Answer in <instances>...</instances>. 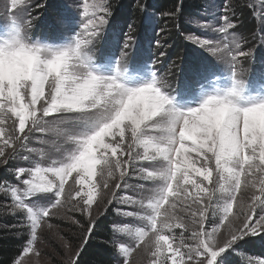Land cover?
I'll list each match as a JSON object with an SVG mask.
<instances>
[{
  "label": "snow or ice",
  "instance_id": "1",
  "mask_svg": "<svg viewBox=\"0 0 264 264\" xmlns=\"http://www.w3.org/2000/svg\"><path fill=\"white\" fill-rule=\"evenodd\" d=\"M259 6L264 9V0ZM29 7L28 0H9L10 15L0 24V167L22 151L39 156L31 167L14 170L19 186L0 177V192L12 199L13 213L24 215L30 233L13 264L40 255L38 233L53 229L50 221L61 209L86 218L85 227L68 217L83 229L69 262L78 264L96 225L93 206L111 191L110 181L117 190L127 187L132 170L154 187L122 199L138 209L124 215L143 225L118 229L132 238L119 246L123 264L137 249L145 264H227V254L240 241L264 234V64L250 81L242 78L247 69L240 60L254 54L242 50L230 5L214 29L221 40L187 37L222 60L226 75H217L215 60L193 63L181 88L161 79L151 58L137 55L131 25L118 56L107 50L105 28L115 18L111 0H77L62 13L74 35L60 43L30 37ZM148 7L139 0L146 24ZM182 7L169 17L182 16ZM190 19L199 24L206 18ZM101 38L105 49L97 55ZM35 133L61 141L52 144L58 159L44 148L28 147ZM138 162L148 166L135 169ZM210 217L217 222L208 229ZM177 229L183 231L177 235ZM64 246L71 248L66 240Z\"/></svg>",
  "mask_w": 264,
  "mask_h": 264
},
{
  "label": "rangeland",
  "instance_id": "2",
  "mask_svg": "<svg viewBox=\"0 0 264 264\" xmlns=\"http://www.w3.org/2000/svg\"><path fill=\"white\" fill-rule=\"evenodd\" d=\"M112 1V0H111ZM255 7H251L252 11L256 12L258 19H261V25L258 26L256 31L251 33L244 31L242 28L237 27L236 34L242 39L239 41L242 50L247 52L251 50L253 56L247 59H241L240 64L242 68L247 69V72L242 76L246 81L252 79V75L255 70H258L262 64H264V18L261 17V13L264 12L259 6V0H248ZM9 0H0V24H4L8 19L10 12L7 9ZM31 7L27 8L28 15L26 19L31 21V28L28 34L33 40H42L49 43L64 42L66 38H70L74 35L72 29L64 22L62 13L66 12L68 8H72L76 5L77 0H28ZM230 1L224 2L223 0H206V5L196 14L199 17L206 19L200 20L199 24H194L188 21L191 32L185 34H177L173 29L166 24H162L160 20L156 18L145 22L144 26L139 29L133 22H121L119 20H112L105 28V34L108 36L107 50L118 56L119 44L122 43V34L128 32V25L132 26L134 34L137 40V55L145 60L151 58L150 62L154 63L155 71L159 74L161 79H165L173 88H181L187 75V68L193 63H200L209 60H215L219 66L217 75H226L227 67L225 63L212 53L208 52L204 45H195L192 41H189L187 37L189 35L199 36L202 40H208L217 42L222 37L214 32V29L218 28L217 21L223 13L225 5H230ZM248 5V2L246 3ZM231 10L235 12L236 8L231 6ZM150 11V10H149ZM152 12V11H150ZM115 14V12H114ZM164 22V21H163ZM234 22L237 24L236 19ZM204 24L210 27L204 29ZM255 30V29H254ZM121 39V40H120ZM160 42V47L156 46L155 41ZM175 43L172 44V43ZM105 49V41L103 38L96 44V53L100 54ZM164 52V56L160 57V52ZM132 54L130 53V56ZM253 98L242 101L243 103L251 102ZM46 143H41V142ZM56 141V137L51 133H35L31 137V142L28 144L29 148H44V150L51 155L52 159H58L59 157L54 155V149L52 147L53 142ZM61 143V141H56ZM25 156L29 159L26 161ZM37 153L29 154L27 151H22L17 158L10 162L8 167H0V177L6 174L4 177L11 184L19 186V182L12 175L14 170L18 167H31L32 161L38 160ZM148 165L138 162L134 165L135 169L141 167H147ZM27 177H25L26 179ZM71 183V180L69 181ZM113 182L110 181V189L106 194V198L99 203V205L93 206V216L97 221L104 216L111 213L114 214L113 223L111 225V232L114 240L116 241V262L115 264H123L124 256L118 249L121 244L129 245L132 243V238L124 232L118 231L119 228L127 224L135 226H143L138 219L125 216L124 213L129 211H138L135 206H127L122 203V199L125 196L133 195L134 192H138L141 189L150 190L154 187L152 182H147L139 178L135 170L131 171V177L127 179V187H123L119 190L112 187ZM115 193V199L112 198ZM111 199L112 203H107V200ZM241 200L247 202L248 194L242 193ZM12 206V199L10 196L0 192V212L13 213L10 209ZM18 213V212H17ZM20 214L18 222L20 225L18 228H24L27 234L26 242L29 239V229L27 227V221L23 214ZM17 214V215H18ZM75 216L76 219L81 221V224L86 225V218L80 213H73L68 209H61L57 216H55L50 222L53 224V229H43L38 233V240L36 248L39 250L40 255L28 254L23 257L22 264H69L70 258L74 255L76 248L80 246L83 229L79 225H74L68 219L69 216ZM19 216V215H18ZM188 218L185 216V221ZM217 221L213 218H209V222H206L205 227L210 229L215 225ZM23 230V231H24ZM22 231V232H23ZM177 235L180 234L181 229H177ZM189 233L185 232V237ZM63 237V240L61 239ZM223 237V233H222ZM68 241L71 248L64 246V241ZM253 243L255 246L244 249V244ZM23 247V248H24ZM247 247V246H246ZM23 250V249H22ZM22 253V252H21ZM21 254L17 257L19 258ZM16 258V259H17ZM235 260L238 264H248L250 259L264 260V234L259 236L247 237L236 246L235 251H229L227 254L230 261ZM146 257L140 249H137L133 253L128 264H145Z\"/></svg>",
  "mask_w": 264,
  "mask_h": 264
},
{
  "label": "trees",
  "instance_id": "3",
  "mask_svg": "<svg viewBox=\"0 0 264 264\" xmlns=\"http://www.w3.org/2000/svg\"><path fill=\"white\" fill-rule=\"evenodd\" d=\"M230 1L231 6L236 8V21L238 27L251 33L261 25V19L251 7H255L248 0H223ZM114 6V21L133 22L141 29L146 20L143 11L138 10L139 0H112ZM149 6L147 11L151 14L150 19L156 18L162 24L171 27L177 34L191 32L188 21L190 18L205 7L206 0H144ZM248 2V5L246 4ZM183 5L182 16L175 19L169 17L174 7ZM152 12H150V11ZM164 21V22H163ZM255 29V30H254ZM172 44L175 45L173 42ZM7 177L3 174V178ZM0 212V264H13L14 260L21 254L26 242L27 234L24 228H18L20 214ZM114 214L101 217L93 228L88 243L78 260V264H115L116 262V241L111 232ZM24 230V231H23ZM23 231V232H22ZM247 246V247H246ZM254 247L255 244H244V249ZM228 259L227 264H238L235 260Z\"/></svg>",
  "mask_w": 264,
  "mask_h": 264
}]
</instances>
